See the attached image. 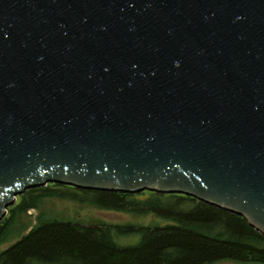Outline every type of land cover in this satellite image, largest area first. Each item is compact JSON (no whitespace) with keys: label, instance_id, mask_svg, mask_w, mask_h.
Returning <instances> with one entry per match:
<instances>
[{"label":"water","instance_id":"1","mask_svg":"<svg viewBox=\"0 0 264 264\" xmlns=\"http://www.w3.org/2000/svg\"><path fill=\"white\" fill-rule=\"evenodd\" d=\"M48 184L186 195L264 236V0H0V224Z\"/></svg>","mask_w":264,"mask_h":264},{"label":"trees","instance_id":"2","mask_svg":"<svg viewBox=\"0 0 264 264\" xmlns=\"http://www.w3.org/2000/svg\"><path fill=\"white\" fill-rule=\"evenodd\" d=\"M41 197L101 210L153 214L172 224L109 227L40 217L29 233L0 252V264H264V236L245 218L224 209L186 195L85 191L61 184L31 189L18 197L0 224V243L11 234L17 212L35 207ZM114 231L139 234L141 241L121 246L114 240Z\"/></svg>","mask_w":264,"mask_h":264},{"label":"rangeland","instance_id":"3","mask_svg":"<svg viewBox=\"0 0 264 264\" xmlns=\"http://www.w3.org/2000/svg\"><path fill=\"white\" fill-rule=\"evenodd\" d=\"M34 204H36L35 207L22 209L17 212L13 226H11L13 227L11 234L0 243V252L14 244L21 236L29 233L37 225L40 217L71 221L84 225L103 223L109 227H157L172 224L171 221L159 218L153 214L101 210L86 204L56 197H41L35 200ZM212 232L219 233L216 230H212ZM112 234L116 243L124 247L135 246L141 241V235L139 234L122 235L117 234L115 231ZM218 264L239 263L227 261Z\"/></svg>","mask_w":264,"mask_h":264}]
</instances>
